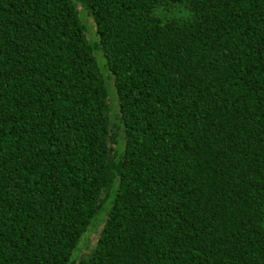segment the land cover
I'll list each match as a JSON object with an SVG mask.
<instances>
[{"label":"trees","instance_id":"obj_1","mask_svg":"<svg viewBox=\"0 0 264 264\" xmlns=\"http://www.w3.org/2000/svg\"><path fill=\"white\" fill-rule=\"evenodd\" d=\"M0 264H264V0H0Z\"/></svg>","mask_w":264,"mask_h":264},{"label":"rangeland","instance_id":"obj_2","mask_svg":"<svg viewBox=\"0 0 264 264\" xmlns=\"http://www.w3.org/2000/svg\"><path fill=\"white\" fill-rule=\"evenodd\" d=\"M78 8L80 10L81 17L84 21V24L87 27V36L88 39L91 42H98L99 38L97 35V30H96V25L93 16L88 12V10L82 6V4H78ZM97 54V59L102 67V71L104 76L106 77L107 84L109 87V104L111 107L110 110V126H111V132L112 134H117L118 136V143H113L112 141L110 142V145L113 146L114 150H120L123 148L125 144V138H124V129L119 126L120 120H119V115L120 111L118 108V94L115 88V79L112 73L105 67L106 64V58L104 56V53L101 50H98L96 52ZM102 229V226H98L97 229L95 230H90L85 238L81 241L80 243V252L78 255L80 257H88L92 251L94 250L97 240L100 235V231Z\"/></svg>","mask_w":264,"mask_h":264}]
</instances>
